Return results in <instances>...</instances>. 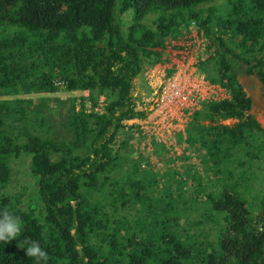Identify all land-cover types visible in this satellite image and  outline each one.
I'll use <instances>...</instances> for the list:
<instances>
[{
  "label": "trees",
  "instance_id": "obj_1",
  "mask_svg": "<svg viewBox=\"0 0 264 264\" xmlns=\"http://www.w3.org/2000/svg\"><path fill=\"white\" fill-rule=\"evenodd\" d=\"M192 26L228 97L177 139L205 176L154 144L160 175L125 123L146 118L136 81ZM254 75L264 85V0H0V211L23 224L0 264H35L30 240L48 264H264V129L240 83Z\"/></svg>",
  "mask_w": 264,
  "mask_h": 264
},
{
  "label": "built area",
  "instance_id": "obj_2",
  "mask_svg": "<svg viewBox=\"0 0 264 264\" xmlns=\"http://www.w3.org/2000/svg\"><path fill=\"white\" fill-rule=\"evenodd\" d=\"M173 51L167 52L171 56L167 60L172 63L170 67H164L168 63L163 60L154 68L145 71L144 76L152 90L151 109L148 115L143 120L126 122L127 126L139 127L140 138L144 140V149L147 148V152L142 153L141 156L149 158L155 172L160 171L164 166L158 160L152 159L151 147L156 144L165 147L170 157L181 156L183 148L180 147L177 139L179 136L185 139L188 124L191 123L194 115L200 112L204 105L228 97H220L223 89L208 82L205 75L199 71L198 64L190 63L191 50L183 48L174 51V54ZM188 155L195 158L194 153ZM142 168H146V165H142Z\"/></svg>",
  "mask_w": 264,
  "mask_h": 264
},
{
  "label": "rangeland",
  "instance_id": "obj_3",
  "mask_svg": "<svg viewBox=\"0 0 264 264\" xmlns=\"http://www.w3.org/2000/svg\"><path fill=\"white\" fill-rule=\"evenodd\" d=\"M206 44H207V40L204 36H202L201 33H199L198 27H193L190 28V30L183 32L182 36L178 39V40H174V41H170L168 42V44L166 45V48L163 52V60L167 61L171 58V56L169 54H167V52L169 50H174L175 52H177L178 50H182L183 48L189 49L191 50L192 56H191V64L192 63H196V65L199 62V58L201 57L203 51H205L206 48ZM191 46V49H190ZM173 51V54L175 53ZM164 67H170L172 65V63L170 64V61H167ZM157 65V64H156ZM156 65L152 66V67H148L146 68L151 69L154 68ZM146 71V70H145ZM163 74V72H162ZM161 74V75H162ZM204 74V73H202ZM145 75V73H144ZM143 75V79L142 81L137 80L136 81V97L138 95V97H140V100L138 101V105H137V111H144L145 115H148V111L151 109V98H152V90L150 89V87L148 86V82L146 79V76ZM205 75V74H204ZM208 81V80H207ZM209 82V81H208ZM240 83L243 85V87L245 88V90L249 87V88H253L249 86V82L245 80V77L242 76L240 78ZM149 87V89L147 88V86ZM73 96V95H72ZM70 94H67L64 90H62L60 93L56 94V95H49V96H41L43 98H58L59 100L64 99V98H69L72 97ZM228 96L227 93L224 91V89L222 90V93L220 94V97H225ZM7 98V97H5ZM32 98H36L37 97H32ZM39 98V97H38ZM7 99H12V98H7ZM101 103L103 102V98H101ZM55 103V104H54ZM263 103H264V99H263ZM57 102H53L50 106V108H52V110L55 109L56 107H59V105ZM80 106L77 105V110H79ZM252 114L254 115L255 119L258 121V123L261 125V127L264 129V108L260 107V106H254L253 110H252ZM126 125V123H125ZM190 125V123L188 124ZM127 126V125H126ZM127 127H131V126H127ZM189 127V126H188ZM188 129V128H187ZM143 142L144 140H142L141 138L138 137V135H136V137L134 139H132L130 141V148L132 151V158L133 160H138L140 157V155L142 153H146L147 152V148L144 149L143 146ZM152 143V142H151ZM179 145H181L180 147L183 148L182 153L186 152V156L188 155V153H192V151H189L188 146L183 142L179 143ZM154 149V146L151 147V150ZM149 152V151H148ZM153 153V158L154 160H157L154 155V151H152ZM192 159V164H195V167L197 169H199L198 171H200V174H202L203 176H205L204 172L202 171L203 167L199 165V160L197 157L195 158H191ZM174 162L170 165H168L170 168H179L181 170V161H179L180 159H178V157H173ZM161 164H163V166H165V163L163 161H159ZM15 164V163H14ZM13 164V165H14ZM196 164H198V166H196ZM28 167L30 168V165L28 166L27 164H25L24 162H19L16 166H15V171L16 174L19 176H24V178H28ZM158 173H160V175L163 173V171H159ZM263 172H260V174L262 175ZM255 181H257V178H254ZM254 181V182H255ZM162 183V181H161ZM163 184V183H162ZM250 192V191H249ZM248 192V193H249Z\"/></svg>",
  "mask_w": 264,
  "mask_h": 264
},
{
  "label": "clouds",
  "instance_id": "obj_4",
  "mask_svg": "<svg viewBox=\"0 0 264 264\" xmlns=\"http://www.w3.org/2000/svg\"><path fill=\"white\" fill-rule=\"evenodd\" d=\"M23 224L21 219L10 211H0V245L5 246L13 240H18L22 235ZM26 255L34 259L35 264H48V252L35 240L26 241L24 247Z\"/></svg>",
  "mask_w": 264,
  "mask_h": 264
},
{
  "label": "water",
  "instance_id": "obj_5",
  "mask_svg": "<svg viewBox=\"0 0 264 264\" xmlns=\"http://www.w3.org/2000/svg\"><path fill=\"white\" fill-rule=\"evenodd\" d=\"M245 80L249 82L250 87H253L252 89L249 87L246 89V93L248 97L251 99L253 105L264 108V103H263L264 85L259 79V77L256 75L249 76V77H245Z\"/></svg>",
  "mask_w": 264,
  "mask_h": 264
}]
</instances>
